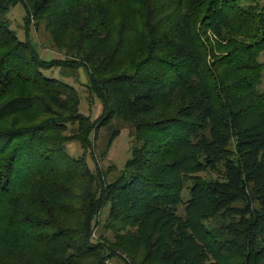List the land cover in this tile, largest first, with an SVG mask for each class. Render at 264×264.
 I'll use <instances>...</instances> for the list:
<instances>
[{
  "label": "trees",
  "instance_id": "trees-1",
  "mask_svg": "<svg viewBox=\"0 0 264 264\" xmlns=\"http://www.w3.org/2000/svg\"><path fill=\"white\" fill-rule=\"evenodd\" d=\"M249 1L0 0V264H264V4ZM81 69L97 118L67 80ZM123 128L130 156L106 166Z\"/></svg>",
  "mask_w": 264,
  "mask_h": 264
},
{
  "label": "rangeland",
  "instance_id": "rangeland-1",
  "mask_svg": "<svg viewBox=\"0 0 264 264\" xmlns=\"http://www.w3.org/2000/svg\"><path fill=\"white\" fill-rule=\"evenodd\" d=\"M247 1V0H245ZM260 2L264 4V0H250L248 3H254ZM25 14V10L20 7V5L15 9L14 17L17 19V24L22 22V18ZM14 18V19H15ZM35 29V28H34ZM37 39H39V36L37 35ZM40 38H42V44L41 47L43 48L44 53L46 54L47 58H51L54 56H61L62 54L58 53V51L52 49L50 45V40L46 38L45 33L43 31L40 32ZM261 60L264 63V52L261 55ZM53 74L56 76H62L61 71L59 68L53 69ZM79 76L74 72L73 75H70L67 77V80L70 81L79 91L81 95V110L91 115L93 118H97L101 111H102V102L99 98H97L94 94H92L90 88L88 87V76L86 74L85 69H81L79 71ZM262 89L264 90V76H263V83H262ZM74 125L70 124V127H73ZM100 138L98 140V145L101 148H105L107 144V131L104 129L101 132ZM132 129L130 128H123L120 135L116 138V140L113 143V146L111 147V151L108 153V157L104 159L103 163L107 166L111 163L117 164L120 168L123 166L130 156L131 147H132ZM69 151L74 155H81L84 151L83 147L80 143L76 141H72L68 144ZM122 168V167H121ZM106 211H108V207L106 208ZM125 264V263H124Z\"/></svg>",
  "mask_w": 264,
  "mask_h": 264
}]
</instances>
